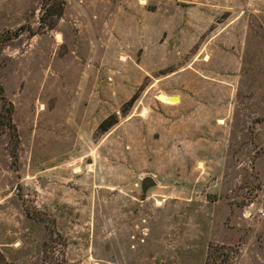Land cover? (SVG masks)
Here are the masks:
<instances>
[{
	"label": "rangeland",
	"instance_id": "374dc122",
	"mask_svg": "<svg viewBox=\"0 0 264 264\" xmlns=\"http://www.w3.org/2000/svg\"><path fill=\"white\" fill-rule=\"evenodd\" d=\"M0 86V264H264V0H0Z\"/></svg>",
	"mask_w": 264,
	"mask_h": 264
},
{
	"label": "trees",
	"instance_id": "16d2710c",
	"mask_svg": "<svg viewBox=\"0 0 264 264\" xmlns=\"http://www.w3.org/2000/svg\"><path fill=\"white\" fill-rule=\"evenodd\" d=\"M4 91L3 88L0 86V96L1 100L5 103V111L2 113V117L0 118V125H7L11 129V137L13 140H15V143H18V135L16 128L13 126L12 123V113H13V106L11 104L6 103V100L3 97Z\"/></svg>",
	"mask_w": 264,
	"mask_h": 264
},
{
	"label": "water",
	"instance_id": "95a60500",
	"mask_svg": "<svg viewBox=\"0 0 264 264\" xmlns=\"http://www.w3.org/2000/svg\"><path fill=\"white\" fill-rule=\"evenodd\" d=\"M155 184L156 182L152 178L148 177L143 181V190L145 191L148 187H152Z\"/></svg>",
	"mask_w": 264,
	"mask_h": 264
},
{
	"label": "bare ground",
	"instance_id": "6f19581e",
	"mask_svg": "<svg viewBox=\"0 0 264 264\" xmlns=\"http://www.w3.org/2000/svg\"><path fill=\"white\" fill-rule=\"evenodd\" d=\"M162 100H164V101H166L167 102V100L168 101H170L171 99L170 98H168V97H166V96H162ZM173 101V100H172ZM171 101V102H172ZM176 102V101H175ZM220 123L222 124L223 122L222 121H220Z\"/></svg>",
	"mask_w": 264,
	"mask_h": 264
}]
</instances>
